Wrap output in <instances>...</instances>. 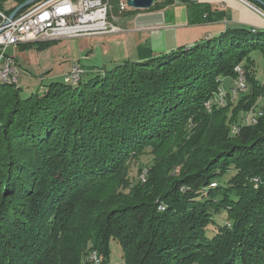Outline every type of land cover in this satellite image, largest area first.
Instances as JSON below:
<instances>
[{"label":"trees","instance_id":"trees-1","mask_svg":"<svg viewBox=\"0 0 264 264\" xmlns=\"http://www.w3.org/2000/svg\"><path fill=\"white\" fill-rule=\"evenodd\" d=\"M15 1L8 14L27 0ZM257 48L264 30L229 27L29 96L0 82V264H89L93 251L110 264L112 239L125 264H264V107L241 120L264 97ZM237 65L248 91L208 112ZM146 150L147 180H133L130 160Z\"/></svg>","mask_w":264,"mask_h":264},{"label":"crops","instance_id":"crops-1","mask_svg":"<svg viewBox=\"0 0 264 264\" xmlns=\"http://www.w3.org/2000/svg\"><path fill=\"white\" fill-rule=\"evenodd\" d=\"M247 2L174 0L164 7L132 10L118 16L119 31L82 37L94 45L89 51L79 52L78 63L86 74L104 72L126 60L145 61L193 46L229 27L264 30V15ZM20 48L12 47L10 53L17 58Z\"/></svg>","mask_w":264,"mask_h":264},{"label":"built area","instance_id":"built-area-1","mask_svg":"<svg viewBox=\"0 0 264 264\" xmlns=\"http://www.w3.org/2000/svg\"><path fill=\"white\" fill-rule=\"evenodd\" d=\"M252 6L264 15L261 9ZM116 7L119 13H115L113 0H40L20 10L13 18L6 8H0V82H19L21 69L10 54V48L39 40L115 33L120 30L118 16L133 9L127 0H119ZM235 71V84L231 88L236 93H244L247 80L245 69L237 65ZM84 73L85 69L75 64L65 75V82L78 83ZM221 89L224 91V88ZM209 104H213L212 98L205 103L207 111ZM260 114L258 110L254 117ZM147 174L148 168H144L139 179L145 182ZM159 209L165 210V206L161 204ZM90 260L89 264H100L96 251L92 252Z\"/></svg>","mask_w":264,"mask_h":264},{"label":"rangeland","instance_id":"rangeland-1","mask_svg":"<svg viewBox=\"0 0 264 264\" xmlns=\"http://www.w3.org/2000/svg\"><path fill=\"white\" fill-rule=\"evenodd\" d=\"M16 4L15 0H9L5 4V8L9 9ZM258 8V7H257ZM134 10V9H133ZM84 36L79 37H64L56 39L55 41H51L48 47L44 49H38L36 46H31L25 49H19L16 52L17 58L13 54H11L18 62V66L21 69L19 78V85L23 87L24 93L28 96L34 91H37L40 87L45 86L53 81L65 82V75L70 72V68H72L75 64H79V52L81 51H89L90 48L93 47L94 43L90 39L82 38ZM46 41V40H42ZM12 49V48H11ZM9 50V52L11 51ZM14 51V49H12ZM14 53V52H13ZM251 57L254 60L255 66V75L257 79L264 80V52L261 48H257V50H253L251 53ZM20 62V63H19ZM21 64V65H20ZM80 65V64H79ZM98 72L94 73H85L82 77L83 81H89L92 78L96 77ZM223 77V87L225 90L230 91L231 87L235 84V79L231 76H222ZM219 90V89H218ZM248 89L242 93L245 94ZM30 93V94H28ZM215 94V93H214ZM241 93L236 97H230L229 100L238 101L239 97L242 95ZM213 97V96H212ZM211 97V98H212ZM226 104V105H227ZM225 105V106H226ZM221 106V105H219ZM214 107V106H213ZM211 110L208 112H211ZM261 107H264V97H260L258 99L257 109L253 110V112L242 113V122H253V116L260 110ZM251 114V115H250ZM248 117V118H247ZM235 126V127H234ZM233 131L239 129L238 126L234 125ZM238 132V131H237ZM153 155L149 151H145L143 155L140 157H134L130 160L129 163V176L133 180H137L140 178L141 172L144 168H148L149 163L151 162ZM142 167V170L139 169ZM140 180V179H139ZM141 181V180H140ZM143 182V181H142ZM216 185V184H215ZM212 186H214L212 184ZM227 220L226 214H221L216 219V224L223 225ZM111 248V257L110 264H125L123 258V249L121 248L120 243L112 239L110 243ZM92 254V253H91Z\"/></svg>","mask_w":264,"mask_h":264},{"label":"water","instance_id":"water-1","mask_svg":"<svg viewBox=\"0 0 264 264\" xmlns=\"http://www.w3.org/2000/svg\"><path fill=\"white\" fill-rule=\"evenodd\" d=\"M38 1H40V0H27L26 2H24L23 4L18 6L14 10V12H12L10 14V17L13 18L16 14H18V12L20 10L38 2ZM157 1H160V0H127L128 5L130 7H132L133 9L135 8V9H143V10L151 9ZM46 40H48V39H46ZM50 40H55V39H50ZM39 41H42V40H39ZM31 43H33V42H31Z\"/></svg>","mask_w":264,"mask_h":264},{"label":"bare ground","instance_id":"bare-ground-1","mask_svg":"<svg viewBox=\"0 0 264 264\" xmlns=\"http://www.w3.org/2000/svg\"><path fill=\"white\" fill-rule=\"evenodd\" d=\"M256 29V28H254ZM256 30H259V29H256ZM246 82V81H245ZM223 87H220L219 90L214 94V96L212 97V100H213V104H209L208 105V110L210 111L211 108L213 107L214 104H217L218 106L219 105H223L225 106L227 104V101L230 97L234 98L236 97L237 95H239L240 93H236L235 89L234 88H231L230 91H227L224 89V91H222ZM248 89V85H247V82H246V89L245 91ZM242 94V93H241ZM221 103V104H220ZM257 112V111H256ZM262 114V112H261ZM251 115V114H250ZM248 118V117H247ZM257 121V118L253 116V122H256ZM235 127V126H234ZM239 131V129H236L234 130V132H237ZM216 183H214L213 185L215 186Z\"/></svg>","mask_w":264,"mask_h":264}]
</instances>
